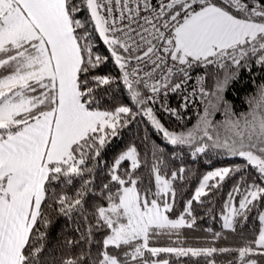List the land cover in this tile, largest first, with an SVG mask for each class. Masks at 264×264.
<instances>
[{"label": "snow or ice", "instance_id": "6c2138e0", "mask_svg": "<svg viewBox=\"0 0 264 264\" xmlns=\"http://www.w3.org/2000/svg\"><path fill=\"white\" fill-rule=\"evenodd\" d=\"M93 32L118 75L95 72L108 57L93 54ZM254 66L264 69V0H0V264H217L225 254V264H264V212L255 238L239 247L179 240L196 224L193 202L227 180L235 178L223 229L235 232L257 203L264 207V83L246 98V111L235 112L224 97L239 70ZM118 83L135 111L107 100ZM169 94L181 97L179 109L168 106ZM196 99L202 112L185 130L165 128L154 110L159 103L182 120L180 110ZM137 115L167 145L240 163L203 175L175 219L169 213L186 169L170 167L159 146L118 153L96 193L101 150ZM44 209L82 225L58 253L37 226L51 223ZM161 235L176 236L178 246H152Z\"/></svg>", "mask_w": 264, "mask_h": 264}, {"label": "trees", "instance_id": "16d2710c", "mask_svg": "<svg viewBox=\"0 0 264 264\" xmlns=\"http://www.w3.org/2000/svg\"><path fill=\"white\" fill-rule=\"evenodd\" d=\"M77 15L78 18H83L87 13L82 12ZM89 31L92 32L91 24H89ZM92 44L94 55L108 57V60L101 64L95 72L100 75H118V69L110 58L107 46L103 44L102 39H100L95 32L92 34ZM261 83H264V69L254 66L249 71L248 69L242 68L239 70L236 78L229 83L225 90L224 97L231 104L235 112L239 113L246 111V98L249 95L254 94L257 86ZM208 87H211V81H208ZM113 96H115L116 104H126L133 107L134 111L136 110L122 83L114 84L112 86V92L107 97V100H111ZM104 106L108 107L109 105L105 103ZM202 109L203 106L199 112H202ZM155 112L165 128L175 131L190 128L198 119L197 113L187 117L183 121H179L170 115H166L156 110ZM222 118L223 117L220 113H217L214 117L216 120ZM130 145H135L142 155L152 148L159 146L169 158L170 167L179 168L182 166L186 169L184 173L185 179L183 181H178L176 184L177 195L173 209L169 213V216L172 219L177 218L184 211L186 202L189 199H192L203 175L216 168L240 163L238 159L228 158L225 154L219 151L209 150L193 157V150L188 147H174L167 145L163 135L155 130L148 119L141 115H137L127 127L119 129L118 135L110 138L109 143L101 150L100 157L98 158L99 163L97 164L96 173L93 179V188L96 193H99L103 183H107L108 169L112 165L115 156ZM174 153L176 154L175 158H173ZM234 183L235 178L227 180L223 186L216 190L212 195L209 197H202L203 203L193 202L192 212L193 216L196 218V224L193 228H184L181 230L179 240L183 246L239 247L241 246L243 239L255 238L259 229V221L257 217L258 214L264 210V207H261L259 203H257L256 207L249 214V218L246 221L238 220L235 232L225 230L222 227L225 201L227 200L228 193ZM86 199L91 200V197ZM44 211L49 213L51 223L47 229H44L39 222L37 226L41 231H46V243L48 248H55L58 253L66 239L79 238V233L75 229L82 225L75 216L72 219H69L51 212L50 210L44 209ZM206 229H211L212 232H208ZM216 232L222 233V235L220 239L214 241L212 233ZM101 236L102 233H96L97 240H99ZM175 240H177L176 236L169 238L166 235H161L155 237L150 243L152 246L159 247L178 246L173 244V241ZM73 251H75V249H73ZM161 255L164 256L165 254ZM229 258V254L217 256V264H225L226 260ZM182 259L187 263L188 258Z\"/></svg>", "mask_w": 264, "mask_h": 264}, {"label": "built area", "instance_id": "2783aa9c", "mask_svg": "<svg viewBox=\"0 0 264 264\" xmlns=\"http://www.w3.org/2000/svg\"><path fill=\"white\" fill-rule=\"evenodd\" d=\"M198 73H193V77L195 78V76ZM195 80L193 79V81L189 82V91H191V85L194 84ZM206 86H208V81H206ZM163 99V98H161ZM181 103V97L175 95V94H169L168 98H167V104L168 106L172 107V108H177L179 109V105ZM202 104L200 103L199 99H196L194 103L189 104L188 108L186 110H180V115L183 117L182 120L179 121H183L184 119H186L187 117H190L191 115L197 113L198 111L201 110L202 108ZM154 110L164 113L162 110H160V105L159 103H157L156 105H154ZM166 114V113H164ZM168 115V114H166ZM175 118V117H174Z\"/></svg>", "mask_w": 264, "mask_h": 264}, {"label": "rangeland", "instance_id": "374dc122", "mask_svg": "<svg viewBox=\"0 0 264 264\" xmlns=\"http://www.w3.org/2000/svg\"><path fill=\"white\" fill-rule=\"evenodd\" d=\"M213 170H215V169H213ZM212 171V170H211ZM262 212H264V210L262 211ZM187 264V263H186Z\"/></svg>", "mask_w": 264, "mask_h": 264}]
</instances>
